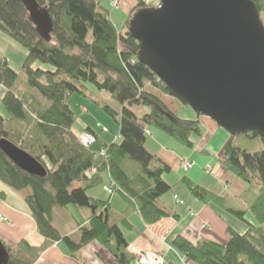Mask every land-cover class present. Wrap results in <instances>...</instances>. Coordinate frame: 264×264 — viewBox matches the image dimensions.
I'll use <instances>...</instances> for the list:
<instances>
[{
	"label": "trees",
	"instance_id": "1",
	"mask_svg": "<svg viewBox=\"0 0 264 264\" xmlns=\"http://www.w3.org/2000/svg\"><path fill=\"white\" fill-rule=\"evenodd\" d=\"M253 1L261 17L264 0ZM36 2L46 7L52 20L48 41L38 35L20 0H0V35L26 50L22 70L27 82L50 104L29 113L26 102L12 90L17 73L7 57L0 56V85L6 89L1 104L7 113H0V141L9 140L28 152L42 165L45 174L35 175L21 169L0 148V182L22 193L38 233L48 241H62L72 254L97 241L110 250L118 264H129L133 257L124 251L127 244L119 227L109 222L105 207L108 202L91 197L88 189L99 184L100 176L105 173L113 193L121 194L132 203L146 224L169 216L170 210L161 202V197L171 189L163 178L170 167L148 151L145 142L155 128L184 146L193 147V135L200 138L202 126L198 118L183 119L166 107L155 90L181 99L137 59L139 43L128 31L129 19L137 8L152 5L137 0L119 27L102 8L101 0ZM87 82L100 91H107L120 107L117 111L95 101L118 126L117 137L110 143L104 142L94 129L87 128L85 131L93 135L94 141L83 145L78 139L80 132L73 130L76 120L67 100L74 92L87 96ZM36 102L40 107V102ZM134 105L140 106L142 113L134 111L131 108ZM12 119L24 121L22 132L7 127ZM97 125L102 133L109 132L107 127ZM232 136L222 147L221 161L252 190L257 189L249 206L256 224L245 219V211L223 207L226 213L247 226L237 231L228 225L229 239L225 245L209 239L192 244L181 236L176 237L173 246L199 264H264L261 227L264 223V149L248 152L236 146ZM261 139L264 143V137ZM102 149L106 150V157L99 155ZM90 168L96 172L87 177L85 171ZM79 181L84 185L73 187ZM181 181L199 200L224 205L222 197L187 177ZM70 205L89 211L88 224L80 228L77 241L62 234L52 223L54 207ZM4 245L10 254L7 264H35Z\"/></svg>",
	"mask_w": 264,
	"mask_h": 264
},
{
	"label": "water",
	"instance_id": "2",
	"mask_svg": "<svg viewBox=\"0 0 264 264\" xmlns=\"http://www.w3.org/2000/svg\"><path fill=\"white\" fill-rule=\"evenodd\" d=\"M38 35L50 39L52 20L36 0H20ZM137 8L128 31L147 65L196 113L230 135L264 137V24L253 0H159ZM0 148L21 169L45 170L9 140ZM9 252L0 240V264Z\"/></svg>",
	"mask_w": 264,
	"mask_h": 264
},
{
	"label": "crops",
	"instance_id": "3",
	"mask_svg": "<svg viewBox=\"0 0 264 264\" xmlns=\"http://www.w3.org/2000/svg\"><path fill=\"white\" fill-rule=\"evenodd\" d=\"M119 1L120 4L114 6L113 0H101V6L108 11L112 21L114 13L119 11L122 16L120 27L137 0ZM148 1L145 0L146 3ZM1 91L3 93V89ZM161 95L172 98L171 102L175 100L169 95ZM140 111L141 109L139 113ZM203 122L207 133L204 132L200 138H194L193 147L184 146L160 131H151V137L145 142L148 151L170 167V171L164 173L163 178L171 185V189L161 197V202L170 210L169 216L155 223L146 224L136 207L124 196L118 193L109 195L105 191L103 186L108 182L105 173L100 176L99 184L88 189L91 197L108 202L105 207L108 208L109 222L119 227L127 246L140 251L153 250L163 257L164 264H199L186 258L173 246L172 242L178 236L192 244H196L200 239H209L225 245L229 239L228 225L237 231L244 230L245 227L240 224L242 221L226 213L223 207L245 211V219L248 217L246 220L249 223L256 224L249 206L258 193L257 189L252 190L249 184L224 167L221 161L223 158L221 150L224 145L217 152L207 150V134L218 133L221 137L220 145L226 140V135L221 130L219 132L218 126L209 118L206 117ZM80 128L75 127L73 130L78 133L87 128L94 129L92 125H87L85 129ZM115 136L117 137L105 136L103 140L110 143ZM183 159L193 161L194 164L185 169L181 165ZM184 176L222 197L224 205L220 207L216 203H206L194 197L181 181ZM80 185L84 183L80 181L73 183V187ZM0 194H2L0 214L4 218L0 220V239L9 248H13L19 257L35 264H118L110 250L97 241L88 243L73 254L62 241H48L38 233L30 209L19 193L0 182ZM114 194H118L119 197L115 198ZM88 215L89 211L85 208L54 207L52 223L62 234L69 235L77 241L80 228L88 224ZM261 227L264 230V223ZM127 246L124 251L133 257L129 264H137L136 255L128 252Z\"/></svg>",
	"mask_w": 264,
	"mask_h": 264
},
{
	"label": "rangeland",
	"instance_id": "4",
	"mask_svg": "<svg viewBox=\"0 0 264 264\" xmlns=\"http://www.w3.org/2000/svg\"><path fill=\"white\" fill-rule=\"evenodd\" d=\"M154 2L155 0H149L148 5H152ZM119 4H120V1H118L117 5ZM121 19H122V16H120L119 11H116L113 15V21L115 25L119 26ZM261 19L264 24V15H261ZM0 56H6L10 67L13 70H15V72L17 73V78L12 87V90L17 96H19L23 101L26 102V104L28 105V107L26 108L29 113L31 114L35 113L36 110L43 109L44 107L50 104V101L46 97L42 96L36 88L30 86L27 82L25 74L22 70V63L26 56V50L23 47H21L15 42L9 41L7 38H4V37L2 38L0 35ZM85 86L87 87V92H86L87 96L74 92L70 94L67 100L70 108L74 112V117L76 120L75 121L76 124L74 128L76 127V129H78L81 127L80 129H85L87 125H92L95 131L98 132L103 138L105 136L111 137V136L117 135L118 126L115 120L104 109L99 107L95 103V101L102 102L103 104H107L117 111L120 108L119 105L107 91L105 90L100 91L96 89L91 83H88V82L85 84ZM2 89H3V92L6 90L5 87L0 85V92H1L0 95L1 96L3 95L1 91ZM154 92L155 94L156 93L158 94L159 98L161 99L163 103L165 102L164 104L166 105V107L172 110L173 113H175L178 117H181L183 119L198 118L202 126V134H204V132L207 133V129L204 127V122H203V119H205L207 116L205 115L198 116V114L188 104L182 102L181 100L177 98H174L175 99L174 102H171L173 100L172 98L162 96L161 93L157 90H155ZM1 96H0V113L2 115L3 114L7 115L4 107L1 104ZM37 100L41 104L40 107L37 106V102H36ZM131 108H133L134 111H137L139 113L140 106L134 105ZM210 120L215 123V121H213L212 119ZM98 123L101 126L107 127L109 132L106 134L102 133L101 127H98L97 125ZM23 124H24V121L21 122V121L12 119L11 121L7 122V127L15 132H22ZM218 128H219V132L220 130L221 132L222 131L225 132V135H226L225 137L226 140L224 141L225 143L230 135L223 128L219 126ZM152 131H159V130L153 128ZM150 137L151 135L148 134L147 139H149ZM232 137H233V143L236 146H238L241 149H245L248 152L253 153V152L261 151L262 149H264V143L260 136H254L252 135V133H246V134L234 135ZM194 138H199V137L193 135V140ZM207 138H208L207 140V146H208L207 150L208 151L215 150L217 152L224 145V143L220 145L221 137L220 135H218V133L209 134V135L207 134ZM16 192L19 193V195H21L22 197L21 192H18V191ZM114 196L115 198L119 197L118 194H114ZM70 207L74 208V206L72 205H70ZM246 219H248V217H246ZM2 220H4V218ZM240 224L245 228L247 227L246 224H244L243 222H240ZM3 243L5 244V242ZM136 251H140V250L136 249Z\"/></svg>",
	"mask_w": 264,
	"mask_h": 264
},
{
	"label": "built area",
	"instance_id": "5",
	"mask_svg": "<svg viewBox=\"0 0 264 264\" xmlns=\"http://www.w3.org/2000/svg\"><path fill=\"white\" fill-rule=\"evenodd\" d=\"M113 4L114 6H117L118 0H113ZM159 6H160V2L156 1L154 4V7H159ZM103 130H105V128H103ZM78 139L83 145H86V146L93 143L94 141L93 135L90 134L89 132H83L79 134ZM99 155L106 157L105 149H102L101 151H99ZM181 163L185 169L191 167L193 164L192 162H189L186 160H183ZM95 172H96L95 168H90L85 171V175L87 177H91L92 174H94ZM104 189L106 190L108 194L113 193L111 185L108 187L105 186ZM2 219L3 218L0 216V220ZM127 250L128 252H131L136 255L137 264H164L163 257L157 254L156 252H154L153 250L136 251V249L132 246H127Z\"/></svg>",
	"mask_w": 264,
	"mask_h": 264
}]
</instances>
